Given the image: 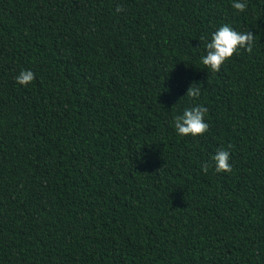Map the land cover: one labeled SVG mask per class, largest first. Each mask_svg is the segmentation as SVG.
Masks as SVG:
<instances>
[{"label": "trees", "instance_id": "obj_1", "mask_svg": "<svg viewBox=\"0 0 264 264\" xmlns=\"http://www.w3.org/2000/svg\"><path fill=\"white\" fill-rule=\"evenodd\" d=\"M233 2L0 0V264H264V0ZM225 23L256 41L213 73Z\"/></svg>", "mask_w": 264, "mask_h": 264}, {"label": "clouds", "instance_id": "obj_2", "mask_svg": "<svg viewBox=\"0 0 264 264\" xmlns=\"http://www.w3.org/2000/svg\"><path fill=\"white\" fill-rule=\"evenodd\" d=\"M232 7L244 12L247 4L244 2H234ZM117 12H122L123 7L117 6ZM256 36L251 31L240 32L235 30L231 25L225 23L217 30L211 33L209 41L207 36H201L200 42L206 51V55L201 57V62L211 72H219L221 66L231 60L234 55L239 54L241 49L252 53L255 45ZM35 80V74L31 70H22L16 77V81L20 85L27 86ZM201 95V89L195 82L188 88L186 97L190 100H197ZM208 109L201 105L185 108L182 115L174 117V128L180 136L198 137L204 135L209 130V124L205 122V116ZM231 149V145L228 146ZM231 154L229 150L218 149L212 157V164L205 162L202 164V170L206 174L209 168L214 165L217 173H231L232 165L230 163Z\"/></svg>", "mask_w": 264, "mask_h": 264}]
</instances>
